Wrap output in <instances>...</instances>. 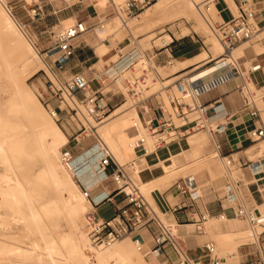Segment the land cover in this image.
<instances>
[{
  "label": "bare ground",
  "instance_id": "bare-ground-1",
  "mask_svg": "<svg viewBox=\"0 0 264 264\" xmlns=\"http://www.w3.org/2000/svg\"><path fill=\"white\" fill-rule=\"evenodd\" d=\"M8 1L0 0V264H160L156 261V256L151 257L145 252L139 251L133 241L131 242L135 248H132L128 242H117L106 251L98 252L91 244L87 233L79 227L80 217L88 207H91L90 199L81 191L78 182L80 176H77L75 172H70L62 164L59 149L67 143V137L37 105L32 91L20 84L21 78L30 70L31 66L35 67L31 75L36 74L41 56L37 52L36 45L28 38L24 27L14 18V15L8 12L6 8ZM27 1L32 3V0ZM202 1L178 0L176 16L187 20H196L208 34L212 32L208 19L206 17H204V21L199 19L197 5ZM227 1L236 14L235 2L230 4L231 1ZM126 2L127 0L121 5L115 4L120 9L118 16L121 17L123 23L129 24L130 22L128 23L124 17V15L127 16ZM164 6L165 1L159 0L149 11L153 9V12H156ZM213 9L216 18L221 21L222 18L217 8ZM210 34L212 35L209 36L208 41L214 58L188 72L194 73V78L197 80L207 83L231 70L242 71L237 58L257 57V52L250 46L239 47L229 52L217 36L215 37L213 33ZM261 39L263 40V38ZM172 42L173 39L170 43ZM137 49V53L134 52L135 49L129 54L119 53L108 64V69H105L116 71L119 80L128 92L133 91L135 94L141 95L144 92L142 88L146 84V80L143 82L141 77V81H139V76L142 70L148 68L149 64L143 51ZM223 55L226 57H222ZM42 56L44 57L46 54ZM198 57H204V54H200ZM195 59L176 61L175 68L178 71L190 68ZM41 63H43L42 60ZM207 64L209 66L201 69ZM133 68L136 69V72L133 71ZM137 84L139 89L136 88ZM107 85V79H105L103 92H106ZM253 88L257 89L258 87L255 85ZM66 97L70 102L72 101L69 95ZM118 114H120L118 111L113 112L106 120L107 123L99 127L98 130L97 126L99 125H91V128L96 127L94 133L108 148L109 153L121 165L129 166L128 164H130L132 167H129L133 169L135 177H137L140 166L137 162L139 155L136 147L142 144L143 138L146 139L145 146L148 154L152 153L156 147L154 148L152 136L146 130L145 123L140 118L138 111H129L122 115L121 119ZM50 115L53 118L51 113ZM203 142L201 139L198 149L200 153ZM216 156L220 158L217 151L212 155V158ZM35 157L39 161L45 162L40 173L33 171L36 165L33 162ZM76 161L79 173V166L87 167L89 164L87 160H81L80 165L77 159ZM180 167L182 166L174 160L173 165L165 167V169L168 175H171ZM24 169L26 173L22 177L18 170L23 171ZM60 169L66 173L67 178L61 174ZM14 174L22 179L14 178ZM33 176L43 180V184L32 181L29 184L26 183ZM228 176L230 177L229 174ZM143 184H140L141 192L148 194L152 188L151 184ZM236 194L238 197V190ZM61 216L73 227L72 241L68 248H65L61 243L58 226V219ZM218 220L226 219L218 218ZM247 223L246 221L245 224L250 226ZM27 226L36 227L39 244L35 245L34 242L27 241L26 236H24L23 243L17 241L16 237L22 236ZM250 228L254 232L257 231L251 226ZM194 229L196 232V226L187 227V230ZM141 254L149 259L142 261Z\"/></svg>",
  "mask_w": 264,
  "mask_h": 264
},
{
  "label": "built area",
  "instance_id": "built-area-1",
  "mask_svg": "<svg viewBox=\"0 0 264 264\" xmlns=\"http://www.w3.org/2000/svg\"><path fill=\"white\" fill-rule=\"evenodd\" d=\"M112 1L114 3V0ZM233 1L237 6L238 15L232 13L230 19H223L222 22L209 21L212 32L229 52L239 45L253 40L261 31V28L264 27V25L263 27L261 26L262 23L264 24V20H255L258 14L260 17L264 14V0L261 7L260 4H255L252 0ZM221 2L228 6L225 0H203L198 6H202V9L209 13L213 8H218ZM151 3L152 0H128L125 9L129 16L135 17L146 7L150 6ZM32 13L36 16L38 13L37 9H33ZM88 31L86 23L78 21L66 29L49 32L51 48L46 53L47 57H50L48 54L52 52L55 53L52 56H57L53 61V67L50 68L57 85L51 80L49 88L56 96H58V92L60 93V104L68 105L69 110L65 111L67 116L79 121L83 134L88 130L93 133L96 130V127L91 128L92 124L88 121L87 116L96 125H99L105 122L112 114L111 100L108 94L103 92L105 74H99L94 78L99 84L98 89L92 87L94 80H89L83 74L74 75L70 83L65 85L58 76V73L63 71L68 62L76 55L75 40L85 35ZM173 43L174 41L169 46ZM167 51L170 52L168 64L172 65L174 60L173 51H170V49H167ZM193 74L187 73L174 82V88L177 89L178 95L170 94L168 96L172 113L166 115L164 109L159 105L157 110L160 111L161 115L157 119L144 118V121L148 122V126H150V134L155 140V150L177 143L192 134L206 132L215 151L219 153L220 158L223 160L227 173H231L235 160L222 155L223 145L219 138L226 133L229 126L228 122L233 116L246 112L250 120L258 123L250 130L252 137L255 141L264 139V59L254 60L248 67L246 74L238 69L231 70L207 83L203 80H197ZM235 78H239L242 82V86L238 88L241 96V106L236 111V114L231 115L226 112L224 105L221 109L216 110L213 106L216 100L209 103L202 101L203 96ZM145 80L146 76L142 77V81L144 82ZM252 85L259 87L258 93L254 92ZM67 95L71 97V105L68 104ZM149 100L142 101L140 107V110L147 114L152 113V109L146 107V103ZM62 112H64L62 106L50 110L56 122H61ZM174 117L180 120L181 124L177 125L174 122ZM81 118L86 122L88 121L89 126H86ZM74 142L77 146L82 144V140L79 137L74 138ZM141 143L140 146L136 147L137 152L148 154L145 146L146 139L143 138ZM69 144L62 149V164L67 170L80 176L75 154L71 149L67 148ZM99 152L101 153L100 166L102 167H100V170H106L111 165L115 167V171L112 174L116 186L115 195H122L125 205L117 208L114 215L108 220L99 219L95 209L87 213L88 238L95 248L107 249L122 239L129 238L139 251L145 252L150 256H161L166 252L167 248H171L178 257L176 264H224L221 259L217 258L218 248L213 241H209L203 246L205 250L203 257L192 258L179 239L177 228L166 224L159 217L158 212L142 194L140 187L129 176L126 166L118 164L114 157L102 148V145ZM242 166L251 167L254 174H262L264 172V156L254 163L248 162V164L246 163ZM104 176L105 178L107 177L106 174ZM239 186V182H232L227 185L225 198L230 203L238 200L236 193ZM175 187L182 195L193 196L194 199L198 197L197 185L192 177L180 180L175 184ZM115 195L106 194L104 198H95L94 208L106 202H112ZM233 210L235 218L246 220L253 229L257 226H264V210L260 211L257 207L248 208L243 204L237 205ZM219 218L227 219L225 214L220 215ZM207 221L208 217L204 215L195 222L198 234L206 233L204 224ZM143 231L151 233V247L146 245V238L142 236ZM258 246L259 257L252 264H264V248L261 245Z\"/></svg>",
  "mask_w": 264,
  "mask_h": 264
},
{
  "label": "crops",
  "instance_id": "crops-1",
  "mask_svg": "<svg viewBox=\"0 0 264 264\" xmlns=\"http://www.w3.org/2000/svg\"><path fill=\"white\" fill-rule=\"evenodd\" d=\"M125 1L126 0H121L118 2L117 0H114L113 3L112 0H74V2L71 3L69 0H32V3L26 2V4L22 6L23 14L20 15L19 12H17V15H19L18 18L21 21L20 24L24 27V29L31 30V32H33V30H53L57 27L61 29L64 25V28H67L78 21L85 22L89 31L75 40L74 45L76 46V55L68 62L65 69L58 73V76L60 78H72L76 74H83L89 80H92L94 76L91 68L95 66L100 67L101 64L102 67L104 66V69L106 68V65L109 67L107 63H110L115 57L112 53L114 51H120L119 53L124 51H121V47L124 42H126V37L122 28H124L127 32H130V28L127 26L128 24L123 23L121 17L118 16L120 9L116 6V4L121 5ZM225 1L228 6L224 2H221V4H224V7L219 9L218 6L217 8L222 20H226L223 16V12H228L229 14L234 12L232 11L228 1ZM260 1L263 2V0ZM16 7L17 6L12 7V9L14 10ZM33 9H37V16L33 15ZM131 18L132 16L127 14V19L125 20H131ZM258 19L261 21L264 20V14L261 15V17L258 14V17L255 20L258 21ZM263 25L264 24L262 23L261 26L263 27ZM263 31L264 27L260 32ZM180 72L181 71H179V73ZM188 72L174 77L173 80H178ZM102 73L106 75L105 71H101L100 73H97V75ZM105 79H107L108 83L106 87L107 89L113 81L109 77ZM240 82L241 80L239 78H235L203 96L202 101L209 103L216 100L213 104L215 109H217L219 105H224L226 112L234 115L241 106V96L238 91ZM212 93H215L217 98L209 99V96ZM158 106L159 103L157 101L154 99L149 100L146 103V107L151 108L152 113L147 114L140 110L139 116L142 121H144V118L147 119L148 117L157 119L158 116L161 115L160 111L157 110ZM122 107H125V104L118 109ZM55 108H57V106H55ZM61 116L64 121L69 123L68 116L64 114V112L61 113ZM228 123L229 126L226 133L221 135L219 138L223 145L222 155L233 159L237 157L241 169V173L237 175L239 177L238 182L240 183V188H242L241 192L244 191L247 196L249 195V203L253 206L249 207L247 205V200L241 196L240 190L238 191V200L228 205V200L225 198L223 191H220V188H222L221 185L217 186L214 184L209 188L205 186L200 189L195 176L188 177L194 178L197 185L196 191L198 193V197H195V199L193 196L182 195L176 189L175 184L183 179L178 180L173 185H169L170 181L177 173L187 172L188 169L197 163V159L202 156V154H205L207 150V139L205 140V135L197 138H191L190 136L185 137L177 143L171 144L170 146L159 150H154L150 154L138 153L139 158L137 162L139 163L140 170L136 178L140 184L144 183L145 185H154L153 188L149 190L148 194H144L142 192L143 195L154 203L156 208L148 201L158 212L161 219V215L166 217V224L173 225L178 229L177 232L179 239L194 259L204 256L205 250L203 249V246L212 238L217 239L220 243L226 242L227 239L235 240L237 237L256 240L264 233V231L261 233H258V231L254 232L251 228L250 230V226L245 224L246 221L235 218L233 210V208L236 207L233 205L235 203H238V205L243 204L248 208H260L264 206V172L257 175L252 172L251 167L242 166L243 164H248V162L254 163L259 160L258 158L257 160L252 161L246 155L247 151L254 149V147L242 150L244 146L250 143L247 142V133L258 125V123L250 120L249 117L244 118L241 114L237 116L234 115ZM95 136L98 141L93 144L92 148L85 149L77 157L75 156L79 165L81 160H87L89 163L87 167L79 166L81 175L79 177L80 181L78 182L87 197L90 199L91 210L95 209L99 219L108 220L114 215L117 208L125 205V201L122 195H115L116 186L112 177V174L115 171L114 165H111L106 170H100V146L102 145V148L108 152L109 150L103 145L96 134ZM189 139L191 140L189 141ZM201 139L204 141V144L202 145L200 153L198 149ZM68 143L72 142L68 140L67 144ZM263 144L264 139L262 140L261 145L257 146L256 149H264ZM77 147L81 146H77L75 144V146L70 149L74 153V150ZM194 149L195 151H193ZM192 152H196L197 154L193 155ZM186 155L190 156V158L185 159ZM90 157L91 160H89ZM174 160L182 167L177 169L174 174L168 175L165 167L172 166ZM216 160H220L222 165L225 167L222 159L218 158ZM116 162L120 164L117 160ZM214 162L216 164V161ZM131 170L133 171V169ZM219 172L221 171L219 170ZM104 174L107 175L106 178ZM228 174L230 175V178H232V173L228 172ZM81 178L83 179L81 180ZM106 194L111 196L115 195L113 201L106 202L99 207L94 208L95 198H104ZM102 209L104 211H110V216L101 214ZM222 214L226 215V220H218L219 216ZM204 215H207L208 217V221L204 224L206 230L205 234H198L195 232V229L187 230V227H195V222L201 219ZM207 225H210L209 228ZM150 235L151 233L148 231L142 232V236L146 238V245L148 247L152 246V238ZM182 236H184L187 241L184 240ZM221 249V255L224 254L225 256H220V253H218L217 258L221 259L224 264H252L259 257V246L255 243L228 247L225 245L221 247ZM156 261L160 264H176L178 257L171 248H167L163 255L156 256Z\"/></svg>",
  "mask_w": 264,
  "mask_h": 264
},
{
  "label": "rangeland",
  "instance_id": "rangeland-1",
  "mask_svg": "<svg viewBox=\"0 0 264 264\" xmlns=\"http://www.w3.org/2000/svg\"><path fill=\"white\" fill-rule=\"evenodd\" d=\"M163 1H165V6L161 9H159L158 11L153 12V9L151 11H149L156 3L159 2V0H152V3L150 6L146 7L144 10H142L137 16L132 17L131 20H127L128 23L130 22L128 24V26L130 28L129 29L130 32H127L124 30V28H122L124 33H125L126 42H124V44L122 45L121 51L124 50L123 53L129 54V52L130 53H131V51L133 52L134 49H135L134 50L135 53L138 52L137 48L141 49V51H143V54L145 55L146 60L150 66V67L148 66V68H145L144 71L142 70V72L139 76V81H141L140 80L141 77L146 76V84L142 88V90L144 91V92H142L143 96H142V94L141 95L135 94V92H133V91L128 92L126 90V88L124 87V85L119 80V76H118L116 71L106 70L103 68L104 66L102 67V64L100 65V67L95 66V67L91 68V70L93 72V76H94L92 79V80H94L93 84H92V87L94 89L99 88V84L97 83V81H95L94 78L97 75V73H100L101 71H105V73H106V75H104L105 78L109 77L113 81V83L110 86H108L105 93L108 94V97L111 100V103H110L111 106L110 107H111L112 113H113V111H114V113H116L117 111L120 113V114H118L119 119H121L122 115H124L125 113H127L129 111H132V112L138 111L140 113L141 102L144 100H147V99H150V100L154 99L155 101H157L159 103V105L164 109V112L166 115H168L169 113H172V109H171V105H170L169 100H168V96L170 94H175L176 96L178 95L176 89L174 88V82L177 79L173 80V78L178 76V75H181L183 73H186L188 71H191V69L196 68L198 66H201V65L205 64L206 62H208L209 60L214 58V53L212 52L211 46H210L209 41H208L209 36L212 35L210 33H213V32H209L208 34H206L207 33L206 30H204L197 23L196 20H187L185 18H178L176 16V14L178 12L177 11V1L178 0H163ZM230 1H231L230 4L234 3L233 0H230ZM252 1L255 2V4H258V5L260 4V7L263 6V2L260 0H252ZM26 2H28V1L27 0H9L7 2L8 4H6V8H7L8 12H10L12 15H14L15 16L14 18L17 19L19 23H21V21L18 18L19 15H17V12H19L20 15L23 14L22 6L24 4H26ZM69 2L72 3V2H74V0H71V1L69 0ZM15 6H17V7L14 8V10H13L12 7H15ZM197 7L199 8V19L201 21H204V17H206L208 19V21L222 22V20L220 21L218 18H216V16H215L216 13L214 14V9H212V11L207 13L202 9V6L197 5ZM223 7H224V4H220L219 9H222ZM235 12H236L235 15H238V10H237L236 6H235ZM230 14H232V13H230ZM230 14L228 12H223V16L226 20L230 19ZM233 14H234V12H233ZM124 17H125V19H127V16L124 15ZM64 27H65V25H64ZM64 27L61 29H59V27H57L53 30H33V32H31V30L24 29L26 31L28 38L32 41V43H34L36 45L37 50H38L37 52L40 53L41 60L43 63H41V60L39 58V61L41 64L39 63V65L37 67L38 70H37L36 74L31 75L33 73V71L35 70L34 69L35 67L31 66L30 70L26 74H24L23 77L21 78L20 84L23 87L32 91V93L35 96L37 105L42 109V111L45 113V115L48 117V119H50L53 124L57 125L61 129V131L67 137V142H68V140L70 142H72L67 146V148L70 149V148L75 146V142H73L74 138L79 137V139L82 140V144L80 145L81 147H77L74 150L75 156L77 157L80 153L83 152V150L88 149V148H92L93 144L96 143L98 140L92 131L88 130L86 133L83 134V130H81V126H80L79 121L75 118L71 119V116H68L69 123L67 121H64L63 119L61 120V122H56L51 117L50 110L55 108V106H57V107L62 106V108L64 109V114H66L65 111L69 110V107L67 104H60V100H59V94L60 93L58 92V96H56V95H54L53 91L49 88L50 84H51L50 83L51 80L57 85L56 79L54 78V76L50 72V68L53 67V61L55 60V58L57 56H52L55 54L54 52L48 54L50 57H47V55L44 57L42 56V55H45L48 52V50L51 48V41H50V37H49V32L62 30V29H64ZM209 27L212 31V27L210 26V24H209ZM261 29H263V28H261ZM215 37H216V35H215ZM171 38L173 39L174 43L169 46V44L172 40ZM261 38H263V40ZM260 40H262V41H260ZM252 41H254V42H252ZM263 42H264V31L259 32V34L253 40H251L249 42H245V43L239 45L237 48H235V49H238L239 47L250 46L253 50H255L257 52V57H255V58H250L249 56L237 58V62L241 66V69L244 72V74L247 73L248 67L250 66V64L254 60L264 59V55H263L264 54V44H263ZM164 43H167V44H164ZM167 49H170V51L171 50L173 51V57H174L175 61L173 62L172 65L168 64L170 52H168ZM119 52L120 51H114L112 53V55L116 56ZM200 54H204V57H198ZM259 55H261V56H259ZM222 57H226V55H223ZM194 58H196V59L193 61L194 64L191 65L190 68H187L184 70H179V71H181L180 73H179L178 69L175 68L176 61H185L187 59H194ZM112 60H111V62H112ZM107 64H109V63H107ZM207 66H209V64L202 66L201 69H203V67L206 68ZM106 68H108L107 65H106ZM133 71L136 72V69L133 68ZM59 79L64 85L66 83H70V81H71V78H60L59 77ZM240 86H242V82H240ZM165 87H168V88H165ZM136 88L139 89L138 84L136 85ZM253 90H254V92L258 93L259 87L257 89L253 88ZM148 91H150V93H148ZM228 95H230V94H228ZM223 97H226V96H223ZM215 98H217L215 93H212L209 96V99H215ZM66 99L68 101V104L71 105L70 100L68 98H66ZM124 104H125V107L118 109L119 107L123 106ZM221 107H222V105L218 106V108H221ZM82 110L84 111L83 107H82ZM84 113L86 114L85 111H84ZM241 115L244 118H248V114L246 112L241 113ZM86 116H87V114H86ZM87 118L89 119L88 121L93 126H96V124L88 116H87ZM81 120H82V122H84V124L86 126L89 125L88 121H87L88 122V124H87V122L85 120H83L82 118H81ZM174 122L177 125L181 124V121L178 120L176 117H174ZM106 123H107V121L103 122L102 124H99V126H97V130L99 129V127H102ZM144 123H145L146 130L150 133V126H148V122H144ZM24 125H25V123H24ZM80 135H81V138H80ZM203 135H205L206 139H207V150H206L205 154H202V156H200L197 159V163L194 164L190 169H188L187 172L177 173L174 176V178H172L169 185L175 184L180 179L188 178L189 176H195L197 182L199 183L200 189H202L205 186H207L209 188V187H211V185H214V184H216L217 186L221 185L222 188H220L221 189L220 191H223V194L225 196L227 193V185L231 184L232 182H234V183L238 182L239 177L237 175L239 173H241L239 161L237 160V157L234 158L235 164L231 170L232 171L231 172L232 178H230L228 176V174L226 173L225 167L222 165L220 160H216L219 157L218 156L213 157L216 159L212 158V155L215 153V150L213 148V145H212V142L210 140L209 135L206 132H199V133L192 134L190 137L191 138H194V137L197 138V137H201ZM83 138H85V139H83ZM247 138H248L247 142H250V143L247 144L246 146H244V148H242V150L254 147V149H252V150L250 149L247 151V153H246L247 157L252 161H255L258 158L263 157L264 156V149H261V150L256 149L257 146L261 145L262 140L253 141L254 138L252 137L250 131L247 133ZM190 140L191 139H189V141ZM152 141H153V145L155 148L156 147L155 146V140L153 138H152ZM66 144H64L59 149L60 153H61L62 148ZM193 151H195V149ZM194 154H197V153L194 152L193 155ZM189 158H190V156L186 155L185 159H189ZM59 161H60V154H59ZM214 161H216V164ZM33 162H34V164L36 163L33 171H35V173L42 172L43 167L45 165V162L42 160L39 161V159L37 157H35L33 159ZM128 165L130 167H132L130 164H128ZM218 165H219V168H218ZM129 166H127V170L129 171V174H130L132 180L135 181L137 183V185H139V187H140V183L138 182L137 178L135 177L134 171H132L131 170L132 168H130ZM219 170L221 172H219ZM18 172H20L19 173L20 176L23 177L26 173V170L25 169L23 171L18 170ZM60 172L64 177L67 178V175L63 170H61ZM16 174H14V178H18L19 180H21L22 177L19 178V176H17ZM31 181L32 182H41V184H43V180L36 179V178H34V176L31 177L29 181H26V183L29 184V182H31ZM153 186L154 185L151 184L152 188H153ZM140 189H141V187H140ZM241 189L242 188H238V191L240 190V192H241ZM81 191L86 195V193L83 191L82 188H81ZM241 196L247 200V205L249 207L253 206L251 203H249V195L247 196V194L244 191H242ZM146 199L156 208V206L154 205V203L152 201H150L147 197H146ZM227 204L230 205L231 203L227 201ZM233 205L237 206L238 203H235ZM91 209H92L91 207H88L86 209V211L83 213V215L80 217L79 222H78L79 227H81V229H83L87 233V237H88V227H87V222H86V216H87V213ZM258 209L260 211H263L264 206L260 207ZM101 214L110 216L111 212L106 211V210L104 211L102 209ZM161 217H162L163 221L167 223L166 217L163 215H161ZM58 220H59L58 226H59V230H60L61 243H63L62 245L65 248H68L69 243H71V241H72L73 227L66 221V219L63 216L59 217ZM207 226L209 228L210 225H207ZM255 229H257L258 233H261L264 231V226L262 228H260V226H257ZM177 231H178V229H177ZM24 236H26L27 241H29L31 243L34 242L35 245L39 244V241H38L39 236H38V232L36 231V227H32V226L25 227V231L23 232V235L22 236L19 235L18 237H16L17 241L19 243H23L24 242ZM182 238L184 240H186L184 238V236H182ZM11 241L14 242V240H11ZM210 241H213L216 243V246L218 248V253L221 252V250H222L221 247H223L225 245L228 247V246H234V245L237 246V245H242V244L255 243L257 245H262L264 248V233L262 235H260L259 238L256 240L255 239H243L241 237H237L235 240H230V239L228 240L227 239L226 242H224V243H220L217 239H214V238H212ZM123 242H128L132 248H135L132 245V242L129 238H124L121 241H119V243H123ZM94 249L98 252H104L107 250V249H105L102 251V250H99L96 248H94ZM219 255L225 256L224 254L221 255V253ZM140 259L142 261H144V260L149 259V258L145 257L144 255L141 254Z\"/></svg>",
  "mask_w": 264,
  "mask_h": 264
}]
</instances>
